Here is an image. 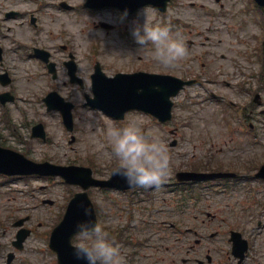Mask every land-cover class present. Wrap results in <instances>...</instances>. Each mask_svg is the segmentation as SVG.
Masks as SVG:
<instances>
[{"label": "rangeland", "instance_id": "1", "mask_svg": "<svg viewBox=\"0 0 264 264\" xmlns=\"http://www.w3.org/2000/svg\"><path fill=\"white\" fill-rule=\"evenodd\" d=\"M57 1L0 0V46L3 49L0 72L6 70L11 76V83L6 87L0 85V92L10 89L14 95L13 101L4 106L0 104V145L19 150L35 161L89 165L94 176L100 178L107 177L115 164L105 135L106 128L112 124L141 121L156 131L167 147L171 138L167 133L168 125L158 123L140 111L127 113L119 122L85 106L94 113V121L89 124L80 106L73 104L74 128L71 132L64 128L58 111H46L42 97L48 91L55 90L64 97V88L56 80L65 69L63 61L71 52L83 85L90 82L89 75L96 60L108 75L141 69L197 79V83L187 86L174 98L173 119L169 125L177 126L191 142L184 141L181 147L180 143L167 147L173 167L174 163L191 159L192 153L200 158L203 152H214L213 157L220 162L235 157L252 158L254 163L264 161V85L261 77L264 56L258 58L255 55L257 44L264 40V21L254 10H245L248 0H170L165 14H158L148 7L142 10L143 16L138 12L135 17L125 19L124 26L120 24L121 16L114 10L86 12L77 8L81 0H68L77 9L64 11L59 9ZM43 2L45 6L36 13L38 24L32 26L28 14L40 9ZM10 9L19 13L5 17V12ZM142 19L149 24L170 22L172 32L179 33L184 39L186 56L175 66L165 67L154 60L151 44L136 52L139 46L131 28ZM99 20L115 26L112 29L95 26ZM33 46L50 52V58L57 66L55 79H51L39 59L25 53ZM250 53L254 54L252 63L246 60ZM241 60H245L246 65ZM238 66L240 73L245 71L246 77L242 81L236 70ZM256 92L259 104L253 101ZM227 101L231 103L226 105ZM37 122L44 124L45 141L30 136L31 126ZM248 131H254L256 138L251 134L248 138L242 133ZM79 189L59 176H0V264H6L9 251L14 252L10 264H57L55 253L48 248L49 232L60 220L68 198ZM163 190L164 186L154 190V204L159 203ZM228 190L222 191L219 187L214 198L207 202L187 200L182 206L186 237L175 229L170 233L167 231L168 236L159 241L163 250L158 249V262H153L155 258L151 251L154 249L142 248L145 251L139 264H198L192 255L184 253V247L187 249L193 243L191 228L205 236L201 242L205 247L198 257H204L207 251L212 254V261L203 264H236L231 259L227 261L222 252L224 243L229 249L228 227L240 230L250 240L251 248L243 264H264V184L241 181ZM89 192L100 211L99 223L116 227L126 222V202L122 199L127 195L105 194L98 188H91ZM47 200L52 203H45ZM164 201L169 207L167 210H171L173 201L166 198ZM203 205L212 207L213 210H209L215 214L214 220L204 219ZM104 210H108L106 217L100 215ZM151 212L156 214V211ZM156 215L158 219L160 215ZM20 217H26L23 226L30 233L22 249L18 250L11 242L18 229L13 222ZM234 221L236 224L232 223ZM258 221H261L260 225ZM215 229L218 232L210 239L207 233ZM76 238L77 235L72 241ZM129 250L130 247L123 249L124 252ZM185 257L189 259L182 262Z\"/></svg>", "mask_w": 264, "mask_h": 264}, {"label": "clouds", "instance_id": "2", "mask_svg": "<svg viewBox=\"0 0 264 264\" xmlns=\"http://www.w3.org/2000/svg\"><path fill=\"white\" fill-rule=\"evenodd\" d=\"M140 14L143 16L142 10ZM132 35L139 46L153 47V58L165 67L175 66L182 60L187 49L183 37L172 32L171 23L149 24L144 20L133 24ZM66 69L61 71L56 83L64 88L67 102L77 104L89 124L94 113L85 108V93L91 95V83L83 86L69 85ZM110 150L115 158L112 174L120 175L130 186H159L171 175V156L166 144L156 131L141 121L131 120L122 125L112 124L105 130ZM87 214L89 209L85 207ZM77 238L73 242L74 254L86 264H126L121 246L110 237L107 228L94 220L77 222Z\"/></svg>", "mask_w": 264, "mask_h": 264}, {"label": "water", "instance_id": "3", "mask_svg": "<svg viewBox=\"0 0 264 264\" xmlns=\"http://www.w3.org/2000/svg\"><path fill=\"white\" fill-rule=\"evenodd\" d=\"M264 5V0H256ZM138 4L151 2L160 8L165 7L166 0H106L107 4L121 5L123 7L136 6ZM180 83L172 81L166 76L149 75L138 73L136 75L119 74L114 78H106L99 69L93 75V91L95 98L89 100L92 106H98L116 116H122L123 112L132 107H139L150 110L161 119L169 117L170 101L169 96L177 92ZM3 151V152H1ZM5 152V153H4ZM40 164H34L27 161L21 154L0 148V171L6 173H15L23 171L46 172L42 168L36 167ZM36 167V168H35ZM118 178L124 182L122 176H115L110 185H120L114 180ZM77 181V180H74ZM85 187L92 183L90 179L79 181ZM85 207L89 209L85 213ZM81 220H94L95 214L86 196V193H80L67 207L63 220L56 226L52 232L50 246L57 251L60 264H86L83 258H78L74 254L71 237L77 232V222ZM18 223H21L19 221ZM27 232L20 231L18 234L17 245ZM11 258V255H10ZM9 258V260H10Z\"/></svg>", "mask_w": 264, "mask_h": 264}, {"label": "flooded vegetation", "instance_id": "4", "mask_svg": "<svg viewBox=\"0 0 264 264\" xmlns=\"http://www.w3.org/2000/svg\"><path fill=\"white\" fill-rule=\"evenodd\" d=\"M188 169L195 171V169H192V167H190ZM203 170H206V169H204L203 167H201V168H198V170H196V171H203ZM197 183L198 182L187 181V182H179L178 184L182 188L186 189V188H188V187H190V186H192L194 184H197ZM211 183H212V181H211ZM138 213H140V215H141V219L140 220L138 218H134V216H130L129 218L130 219H133V222H132V224L134 225L133 226V229H136L138 231L142 229V231H144V232L147 230V232H145V233H147L146 236H142L140 238V241H141V245L142 246H144L146 244H148V246H150L149 245V242H150V240H151L152 237H149L148 238L147 236L150 233L148 231L151 229V227H148V225H150V223H149V220L146 219V215L150 216L151 215V212L148 211V210H143L141 212L138 211ZM169 213H170V211H167V210H159L157 212L158 215L162 216V217H160L158 219V223H157V227H158L159 230H166V229H169V228H171L173 226V224L170 221H165V217L169 216ZM126 229H127V226L124 225L122 227V231H126ZM183 230L186 231V228L183 227ZM122 238L124 239V241H127V243H124L122 240L119 239L120 242L122 244H124V245H130V247H131V252L129 254L123 252V254L126 255V258L125 259L126 260H128V259H131L132 260L133 259V256L135 258H137L138 255H136L137 254V251L134 248L135 246L131 245V243H134L136 239L133 236L132 237L131 236H126L124 234H123ZM162 239H165V236H162L161 234H159L158 242L161 241ZM200 242H201V240L198 239V241L195 242V243L199 244ZM160 246H162V244H160ZM191 247H193V246H191ZM188 251H191L193 255H200L202 253V251H203V247H201V246L199 247V245H198L193 250H191V249L190 250H187L184 247V253L186 254ZM183 261L186 262L187 260L184 259ZM242 261L244 262V260H242ZM233 262H235L236 264H238L237 259H234Z\"/></svg>", "mask_w": 264, "mask_h": 264}]
</instances>
